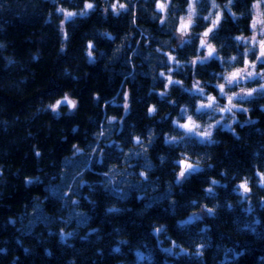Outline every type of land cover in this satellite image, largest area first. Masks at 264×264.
<instances>
[{
  "label": "clouds",
  "instance_id": "obj_1",
  "mask_svg": "<svg viewBox=\"0 0 264 264\" xmlns=\"http://www.w3.org/2000/svg\"><path fill=\"white\" fill-rule=\"evenodd\" d=\"M32 3L33 10L42 14V24H52L58 33V54H70L72 25L97 14L112 23L93 22L85 29L89 35L82 41L81 51L70 54L75 59L57 74L58 79L70 77L72 86L38 97L23 120L46 113L57 120L70 114L79 118L82 101L76 94L80 88L77 82L89 77L86 69L97 62L109 80L120 79L109 96L102 98L99 90L90 91L89 102L95 111L86 113L83 121H94L93 126L77 119L67 128L60 127L59 141L68 143L69 133L76 139L68 143L59 159L55 154L47 157L38 139L32 141V154L42 162L43 171L25 173L23 186L30 188L40 182L50 191L31 197V211L25 207L19 223L18 217H8L6 226L15 229L13 239L20 252L9 257L10 241L4 237L0 256L9 257L10 264H21V253L23 257L38 256L39 244L51 258L48 240L52 234L68 247H74L77 237L87 240L97 235L96 254L102 255L103 248L98 246L102 225L90 220L78 224L88 215L81 195L92 206L97 203V190L115 189L117 196L104 204L109 216L130 207L118 197L134 186L138 200L164 191L172 193L167 204L175 205L174 193L180 186L206 170L207 183L199 186V194L188 198L186 211L174 216L187 243L170 231L168 221L153 219L151 235L156 244L144 239L131 244L133 259L129 261L123 258L122 248L131 238L120 232L114 237L118 245L111 253H119L121 258L114 264H153L157 250L172 259L184 256L203 261L213 226L208 221L225 211L239 209L244 224L259 227L264 212V0H52L51 6L45 7L37 0ZM97 34L111 47L97 39ZM7 49L8 42L0 40V57L9 63L15 56ZM41 56L40 49L31 53L32 60ZM120 60L119 66L114 63ZM117 72L120 75L114 77ZM141 97L146 98L140 117L143 127L131 118ZM97 101L98 106L93 104ZM20 120V116L14 118L15 123ZM161 123L164 126L158 127ZM44 128H52L51 119L44 120ZM26 133L35 137L31 130ZM232 141L246 151L247 164L239 157H233L232 163L220 159ZM157 145L162 147L154 153ZM161 169H167L169 175L161 176ZM9 172L11 177L21 178V169L13 172L10 165L0 162V198H5ZM214 172L218 175L211 174ZM55 189L58 195H53ZM49 198L54 201L51 211L46 208ZM147 211L141 207L138 213L143 216ZM38 212L48 222L43 231L35 233L40 224L34 219ZM189 228L197 234L190 235ZM29 233L35 243L25 239ZM150 246L153 251H145ZM77 251L83 255L88 249ZM76 259L69 256V264H76Z\"/></svg>",
  "mask_w": 264,
  "mask_h": 264
},
{
  "label": "trees",
  "instance_id": "obj_2",
  "mask_svg": "<svg viewBox=\"0 0 264 264\" xmlns=\"http://www.w3.org/2000/svg\"><path fill=\"white\" fill-rule=\"evenodd\" d=\"M37 2L40 7L51 6L52 4V0H37ZM41 20L42 14L33 10L32 0H0V40L8 42V54H14L15 56V60L9 63H6L0 57V162L10 165L13 172L21 169L19 180L17 177H11L9 172L8 188L3 189L5 198H0V246H3L2 239L8 237L10 241L7 245L9 257L12 252H20V249L13 239L15 229L10 225L6 226L5 222L8 217H18L17 223H19L23 217L24 208L28 207L31 211V197L37 193L43 194L44 191H50V189H45L40 182L30 188L23 186V175L25 173L35 174L38 171H43V168L40 167L42 162H37L32 154V141L34 139L39 140V146L45 151L47 157L55 154L56 158L59 159L60 154L67 150L68 143L76 139L69 133L68 143L59 141L60 127L67 128L77 119L83 121L86 113L91 115L95 109L92 108L89 102L90 91L92 89L99 90L102 98L109 96L113 85L118 83L120 79L109 80L104 76L101 62H97L91 67L85 65V67H89L86 70L90 72V75L77 82L80 84V88L76 94L82 101V113L79 118L74 114H70L57 120L46 113L30 120H23L29 107L34 106L38 97H47L58 93L63 88L72 86L73 81L70 77L58 79L57 74L64 64H69L75 59V56L70 54L81 51L82 41L89 35L85 29H88L93 22L112 23L111 20L102 21L97 14L90 19L81 20L79 25H72L73 36L69 46L70 54L65 55L58 54V33H56L54 26L49 23L42 24ZM112 26L117 27L115 23ZM117 31H119V28H117ZM97 39H101L98 34ZM101 42L107 47H111L109 42L102 39ZM36 49L41 50L42 56L38 60H32L31 53ZM114 63L119 66L122 60ZM119 75L118 72L114 73V77ZM146 86L147 82L145 81ZM133 87H136L135 82H133ZM137 91H140V89L137 88ZM142 94L143 90H141ZM153 99L155 98L153 97ZM137 103V110L132 113L131 118L139 120L140 126L143 127V121L140 120V117L146 98L141 97ZM93 104L98 106L99 102H93ZM16 116L21 117V120L17 123L14 122ZM98 116L99 113H97V118ZM45 119L52 120L50 130L44 128ZM83 122L85 125L87 123L89 127L95 123L94 121ZM163 126V123L158 125V127ZM26 129L35 132V137L28 136ZM161 147L162 145H157L153 148V152L160 150ZM50 148L52 152L48 151ZM231 148H235V150L231 151ZM233 157H239L243 164L248 163L246 151L236 147L234 141L231 142L229 151L222 153L220 159L226 163H232ZM208 174L207 170L206 173L196 174L184 185H181L174 193L176 196L175 205L167 204V198L172 193L164 191L151 198L144 197L142 200H138L135 195L138 189L134 186L119 195L118 198L126 200V203L130 205L119 215L109 216L104 212V204L111 200L112 196H117L115 189H109L108 192L97 190V203L92 206H89L81 195L83 206L88 208V215L81 217L78 224L84 225L90 220L92 224L102 225L98 235H103V237L98 246L103 248V254H96L97 235H91L87 240H81L77 237L74 240V247H68L58 243L57 236L52 234L48 240L53 252L51 258L46 257L43 247L37 244L39 255L23 257L21 253V264H69L68 257L72 255L77 258L76 264H114L116 259L121 258L119 253L115 255L111 253L112 247L118 245V241H114V237L120 232L127 233L131 238V243L122 248L125 254L123 258L131 261L133 259L131 244L142 239L150 241L152 246L156 244L155 238L151 235V221L153 219L168 221L170 231L177 238L187 243L184 232L175 226L174 216L186 211L188 198L193 194H199V186L207 183ZM211 174L218 175V172ZM90 175H95V173H90ZM160 175H169V173L167 169H161ZM44 179L47 180L48 177ZM75 194L80 195V192ZM53 195H58V189L53 190ZM53 205V199L49 198L46 201V208L51 211ZM141 207L148 209L143 216L138 213ZM34 219L36 223H40L34 232L43 231V225L48 222L47 218L38 212ZM243 219V213L237 209L235 212H222L215 219L208 221L213 226L209 241L210 246L206 249V257L203 261L198 258L184 256L179 259H172L167 256V253H161L157 250L154 252L153 264H264V212L260 213L261 222L257 228L247 226L243 223ZM235 220L236 226L234 224ZM73 223H76V221L74 220ZM217 225L220 227H217ZM34 226L35 224L30 227ZM245 227H248L247 231L244 230ZM187 232L192 236L197 234L193 228L187 229ZM25 239L31 240L33 243L36 242L32 233H29ZM217 245L220 247L216 250ZM152 246L145 249V251L152 252ZM78 248H87L88 251L81 255L77 251ZM137 254L143 255L139 251ZM9 257L0 256V264H10Z\"/></svg>",
  "mask_w": 264,
  "mask_h": 264
}]
</instances>
